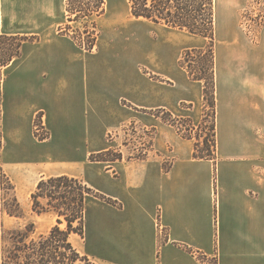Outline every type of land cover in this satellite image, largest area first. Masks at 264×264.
<instances>
[{"label": "rangeland", "instance_id": "rangeland-1", "mask_svg": "<svg viewBox=\"0 0 264 264\" xmlns=\"http://www.w3.org/2000/svg\"><path fill=\"white\" fill-rule=\"evenodd\" d=\"M107 1L106 13L93 20L100 35L91 51L93 55L74 42L88 56L94 59L101 55V63L110 64V68L102 65L104 68L98 70L102 80L106 76L116 77L117 90L118 87L122 90V81L118 80L121 75L127 78L126 95H121L113 104L105 100L103 89L99 88L103 110L101 123L96 127L85 126L81 140L79 126L62 127L63 139L62 136L51 139L50 127L42 114L30 127L6 121L4 80L7 72H4V64L8 62L9 65L19 58L14 57L18 42L0 39V168L15 184L24 212L21 218L0 212V264L11 263L12 232L34 223L35 233L31 238H38L57 224L55 216L32 211L31 195L41 179L62 174L76 176L100 195L88 203L84 234L70 236L73 245L89 260L78 264H97L94 252L101 243L96 244L92 239L94 217L99 214L107 219L117 208L123 209L122 213L129 212L147 175L151 180L152 172H169L181 153L190 152L193 158L195 140L183 138L171 125L172 121L178 120L183 135L188 134L193 123L196 134L201 135V148L205 138L210 136L211 95H205L204 81L192 80L179 65L188 48L205 45L206 40L133 18L127 0ZM259 12L264 14V0H216L215 51L218 77L228 81L231 88L233 86L240 121L251 122L247 126L252 131V146L263 151L264 25L255 18ZM71 26V34L78 35L79 30H84L81 23L71 22ZM66 27L67 23L59 32L64 34ZM90 29L94 30L92 24ZM145 88L149 90L152 104L159 93L163 107L141 108L144 102L140 93ZM157 118L165 125L162 147L156 146L158 132L154 126ZM221 139L223 144V133ZM119 154L122 159L113 163L99 161L115 159ZM112 193H117L118 199L111 197ZM154 230L160 243L167 239V229L157 231L155 227ZM103 232L107 238L110 231L106 223L102 234H97L102 240Z\"/></svg>", "mask_w": 264, "mask_h": 264}, {"label": "crops", "instance_id": "crops-1", "mask_svg": "<svg viewBox=\"0 0 264 264\" xmlns=\"http://www.w3.org/2000/svg\"><path fill=\"white\" fill-rule=\"evenodd\" d=\"M66 2L0 0V34L25 39L19 58L4 67L5 113L6 121L26 127L42 114L51 139H63L62 127L79 126L81 140L85 126L101 123L100 89L115 104L126 95L128 80L121 75L122 90L116 77L102 80L98 70L110 64L59 32L68 23ZM226 82L217 70V161L181 153L169 172H152L151 180L147 175L129 212L117 208L107 219L97 214V264H264V150L252 146L251 122L240 121L235 90ZM140 94L141 108L163 107L159 93L153 104L147 88ZM154 127L156 146L162 147L165 125L157 118ZM116 194L111 197L118 199ZM105 223L110 233L105 238L103 232L102 240L97 234ZM155 227L167 229L161 243Z\"/></svg>", "mask_w": 264, "mask_h": 264}, {"label": "trees", "instance_id": "trees-1", "mask_svg": "<svg viewBox=\"0 0 264 264\" xmlns=\"http://www.w3.org/2000/svg\"><path fill=\"white\" fill-rule=\"evenodd\" d=\"M131 15L137 20H144L155 25L187 33L192 37L206 40L205 45L188 48L179 65L186 69L194 81H204V93L211 95L213 122L209 138H205L201 148V135L196 134L195 125L190 124L187 135L182 134L178 120L172 121L178 133L185 139L195 140L193 158L197 160L218 159L217 127H216V0H127ZM67 27L64 34L72 38L80 47L91 52L100 35L97 32L96 18L107 11V0H67ZM260 25H264V14L255 17ZM71 22L81 23L84 30L78 35L71 34ZM90 24L94 30L90 29ZM0 39L16 40L17 54L25 40L19 37H8L0 34ZM80 39V40H79ZM80 43V44H79ZM8 62L4 64L7 66ZM1 146V142H0ZM109 151V150H108ZM122 159L119 154L115 159H99L104 162H115ZM139 159H142L139 158ZM100 198L94 188L84 180L68 175H55L39 181L31 195L32 211L39 215H53L57 224L47 234L31 238L35 233V225L31 223L25 229H18L11 234L14 246L10 264H78L89 262L82 256L70 240L72 233L84 234L88 203L91 198ZM102 198V197H101ZM104 199H106L103 196ZM0 212L11 217L24 216L22 205L16 194V186L12 179L0 168ZM62 225H66L65 228Z\"/></svg>", "mask_w": 264, "mask_h": 264}]
</instances>
